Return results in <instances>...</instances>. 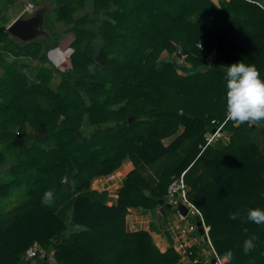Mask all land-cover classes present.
<instances>
[{
  "label": "trees",
  "instance_id": "obj_1",
  "mask_svg": "<svg viewBox=\"0 0 264 264\" xmlns=\"http://www.w3.org/2000/svg\"><path fill=\"white\" fill-rule=\"evenodd\" d=\"M14 1L5 0L6 12ZM88 1L92 14L75 19ZM47 2L53 7L47 13L73 25L71 64L78 75L64 76L53 90L52 72L41 68L31 84L2 55L44 57L63 35L23 44L0 23V142L8 151L21 148L9 167L0 149V202L22 194L12 209L0 206V264H21L36 244L48 264L52 251L57 264H181L182 255L159 246L150 232H129L126 216L132 208L161 206L183 173L218 257L225 264H264V224L247 220L249 208H264V148L257 142V134L264 141V122L228 119L223 98L225 65L254 63L264 78V0ZM178 50L194 73L181 74L172 62L159 67L161 54ZM212 121H226L229 141L203 149ZM126 159L134 169L109 205L108 192L93 190L92 181ZM46 190L53 192L51 205L41 202ZM250 236L255 247L245 253Z\"/></svg>",
  "mask_w": 264,
  "mask_h": 264
},
{
  "label": "crops",
  "instance_id": "obj_2",
  "mask_svg": "<svg viewBox=\"0 0 264 264\" xmlns=\"http://www.w3.org/2000/svg\"><path fill=\"white\" fill-rule=\"evenodd\" d=\"M212 1L218 4L217 0H212ZM226 1H229V0H226ZM4 2L5 0H0V11L4 17V24L2 23V21L0 23L2 25H6V27L8 28L16 20L22 17H26L25 14L31 15L32 10L36 11L37 9L41 8L47 2V0H15L13 5H10L7 8L8 12H6V6L4 5L5 4ZM91 3H92L91 1H88L87 7L77 12L78 14L75 13L74 18L80 19L82 18V16L84 17L86 15H91L92 14ZM48 16L49 18H48L47 23H49V26L52 32H55L56 34H60L63 36L70 33L68 32V29H70L73 25L70 26L66 30L58 31L56 30L58 26L59 27H67V26L57 21V16L54 12L51 11L48 14ZM98 41H100V39H98ZM2 58H4L7 61H10V60L14 61V57L11 56L10 54H3ZM229 137L230 136L227 135L225 143L229 141ZM169 140L171 139H168L166 141H169ZM257 142L259 143L260 147L264 148V141L262 139V136L257 137ZM133 169H134V165L131 162V160L126 159L122 167L116 171L117 173L116 175H118L119 177L118 180L114 182H109L107 180L108 183L106 185H103L102 180L107 179V177L95 178L92 181V185H91L92 189L93 190L100 189L101 191L108 192V202H109L108 204L109 205L116 204L117 199H118V191L120 187L122 186V183L125 177ZM168 212H169L168 209L164 205L158 206L154 210H146L143 208H132L129 210V213L126 216V228L129 232H137L141 230L148 231L153 237V240L159 246L165 249L172 248L176 244V240L174 236H175L177 226L180 224H184V223L193 224L196 222H195V219L191 217L187 218L185 222H180L177 219V216L175 214L171 215ZM153 224H155L154 229H153ZM198 234L199 235L195 234L194 236H196L198 239H201L203 237L202 236L203 234H201L199 230H198ZM198 246L195 245L192 249L194 248L196 249V254L200 253L199 260L204 261V260L209 259L212 261L213 259L210 258V256L206 252H203V249L204 250L207 249L208 247L207 244L201 242L200 245ZM181 264H187V263L184 262Z\"/></svg>",
  "mask_w": 264,
  "mask_h": 264
},
{
  "label": "rangeland",
  "instance_id": "obj_3",
  "mask_svg": "<svg viewBox=\"0 0 264 264\" xmlns=\"http://www.w3.org/2000/svg\"><path fill=\"white\" fill-rule=\"evenodd\" d=\"M52 8H53L52 6H49V9H52ZM33 12H34V10H32V13L31 12L30 13L33 14ZM49 13H47V14H49ZM76 14H78V13H76ZM80 14H79V16H80ZM25 15H26L25 18L30 16L28 14H25ZM44 28L47 31V33L49 34V36L51 35L52 37H54L53 34H55V32L51 31L50 26L48 29L44 24ZM68 28L69 27H59L58 26V28H56V30L63 31V30H66ZM74 40H75V34L70 32L69 34L64 35L61 38V40L57 42L56 47L50 46L44 57H43L44 53L41 52L39 54V56L37 57V59L19 58L18 60H16L14 58L15 61L10 60L11 61L10 62V61L5 60V62L7 64L15 63L16 64V71L25 74L31 84L38 83L39 80L37 78V75H38V72L40 71L41 68L50 70L53 74V78L50 80L49 86L53 90H57V88L62 83L64 76L68 77L69 81H72L73 77L75 78L78 75L75 73L74 69L72 68V64H71V54L73 52L71 44L74 42ZM100 46H101L100 43H96V54H97V51H99ZM178 51H176L175 53H172V54H170L168 52H164L163 54H161V56L157 62L159 67H161L164 63L172 62L174 64V67H176L177 70L181 74L189 75L190 73H194L195 71L192 69V65L188 63L186 58L185 59L180 58L178 56ZM216 55L217 54L215 52L208 55L206 62L210 65L214 64V62L216 60ZM2 57H3V55H2ZM1 58H0V61L3 59V58L2 59ZM206 69H207L206 67H201L199 70L206 71ZM4 73H5V71L2 70L1 64H0V77L3 76ZM84 99L86 101V104L90 105V99L85 95H84ZM0 101H1V99H0ZM84 128L89 129L90 127L87 125V123H85ZM257 136L259 137L260 135L257 134ZM23 139H25L24 140L25 142L31 143L30 140L32 139V137H31V135L27 134L26 137ZM173 140H174V138H172L169 141H165V144L169 145ZM0 149L1 150L4 149V152L7 156V160L5 162L4 167H7V166L9 167L11 164H15L17 162L16 154L19 151H21V148H18L16 150H12V151H8L6 149V145L0 142ZM114 173L117 174L116 172H114ZM116 176H117L116 180H118L119 177H118V175H116ZM107 183H108L107 179L102 180L103 185H106ZM99 190L100 189H97L96 191L104 192V191H101V190L99 191ZM12 196H14V197H8V199H6L7 203H5V201H1L0 206H2V203H3V205L6 204L7 209L9 210V209H12L13 207H15L17 204L19 205V203L21 202V199H22V197H21L22 194L20 196V193H18V194L14 193V195H12ZM168 211H169L168 213L171 215L175 214L171 209ZM154 227H155V224H153V229H154ZM44 257H46V252L44 251V249L41 248V252L37 256V258H35L34 260H31V261L25 262V264H40V261L43 260ZM49 264H57L55 262V259H54V252L53 251L50 252V255H49Z\"/></svg>",
  "mask_w": 264,
  "mask_h": 264
},
{
  "label": "clouds",
  "instance_id": "obj_4",
  "mask_svg": "<svg viewBox=\"0 0 264 264\" xmlns=\"http://www.w3.org/2000/svg\"><path fill=\"white\" fill-rule=\"evenodd\" d=\"M224 102L227 117L237 123L264 122V78L254 63L243 60L225 65L224 68ZM42 204L51 205L53 192L46 190L42 196ZM235 213L232 214L234 219ZM247 220L261 225L264 224V208H249ZM256 237H247L243 242V250L249 252L255 247ZM229 250L225 257L230 259Z\"/></svg>",
  "mask_w": 264,
  "mask_h": 264
},
{
  "label": "built area",
  "instance_id": "obj_5",
  "mask_svg": "<svg viewBox=\"0 0 264 264\" xmlns=\"http://www.w3.org/2000/svg\"><path fill=\"white\" fill-rule=\"evenodd\" d=\"M200 48L203 49V45H199ZM178 56L182 59H187V55L183 54L181 51L178 52ZM229 119V118H228ZM226 121L222 124L218 125L217 122L212 121V128L206 133L205 135V141L206 144L203 147V149H206L210 146H216L220 142H224L227 138V135L224 131ZM107 180L110 182L116 181L117 176L116 174H111L109 176H106ZM166 202L171 206V210L174 211L175 215L177 216V219L180 222H185L187 218L191 217L195 219L196 223L190 224V223H184L180 224L176 228L175 232V240L176 244L174 248L182 255L183 262H186L187 264H213L211 260H199V254L197 253V256L195 260H192L190 256L193 254L192 248L195 245H200V243H206L207 249L203 252H206L210 258L215 259L214 264H225L226 260H222L218 257L213 245L212 241L210 239L209 235V227L206 225L204 217L200 210L197 209V207L191 202L189 197V187L185 180V173L180 175L179 177H176L172 180L170 183L167 193H166ZM180 207H184L186 209V214H184ZM200 221L202 223V228L204 230L203 232V239H198L196 235L198 234L199 227L197 225V222ZM199 247V246H198ZM41 252V247L39 245H34L30 247L27 252L25 253L24 262L21 264H25V262L34 260L37 258L39 253ZM202 252V251H201Z\"/></svg>",
  "mask_w": 264,
  "mask_h": 264
},
{
  "label": "water",
  "instance_id": "obj_6",
  "mask_svg": "<svg viewBox=\"0 0 264 264\" xmlns=\"http://www.w3.org/2000/svg\"><path fill=\"white\" fill-rule=\"evenodd\" d=\"M52 2H46L41 8L33 12L29 17H22L15 22H13L8 27V32L21 43H29L35 40H49L50 36L44 28L45 15L49 9ZM161 205H164L168 210L171 206L166 201H160ZM180 210L186 214V209L180 207ZM199 227V232L203 234L204 230L202 228V223L197 222ZM215 263V259L212 260ZM42 264H48V257H44Z\"/></svg>",
  "mask_w": 264,
  "mask_h": 264
}]
</instances>
